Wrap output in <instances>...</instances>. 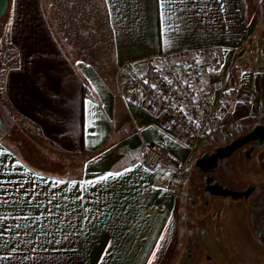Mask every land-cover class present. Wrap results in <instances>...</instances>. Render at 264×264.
I'll return each mask as SVG.
<instances>
[{
    "label": "crops",
    "instance_id": "0c3cea01",
    "mask_svg": "<svg viewBox=\"0 0 264 264\" xmlns=\"http://www.w3.org/2000/svg\"><path fill=\"white\" fill-rule=\"evenodd\" d=\"M223 3L170 5L179 29L167 43L158 0H10L0 28V98L9 115L0 131V264H177L195 158L258 115L230 99L213 134L191 148L134 95L121 67L135 63L153 77L161 53L221 47L213 95L254 87L264 71V0ZM146 141L191 166L183 185L144 166ZM116 172L124 174L99 179ZM257 172L264 181V153ZM235 202L249 220V201ZM255 242L251 233L247 245ZM232 245L230 264H256L245 246L240 255Z\"/></svg>",
    "mask_w": 264,
    "mask_h": 264
},
{
    "label": "built area",
    "instance_id": "2783aa9c",
    "mask_svg": "<svg viewBox=\"0 0 264 264\" xmlns=\"http://www.w3.org/2000/svg\"><path fill=\"white\" fill-rule=\"evenodd\" d=\"M224 61L225 50L221 47L188 50L176 55L161 53L156 59L155 76L143 73L131 62L121 67V75L134 95L163 118L165 127L176 129L193 148L213 134L228 100L252 107L258 117L262 109L260 95L252 85H241L231 97L224 91L213 95L209 78ZM231 128L239 132L236 125ZM140 149L144 166L152 171L164 169L172 184H184L191 172L190 165L154 142H143Z\"/></svg>",
    "mask_w": 264,
    "mask_h": 264
},
{
    "label": "rangeland",
    "instance_id": "374dc122",
    "mask_svg": "<svg viewBox=\"0 0 264 264\" xmlns=\"http://www.w3.org/2000/svg\"><path fill=\"white\" fill-rule=\"evenodd\" d=\"M3 110L5 111V104L0 98V112L4 117H7L6 119H9V115ZM263 153L264 146L256 151V154H259L260 157ZM251 171L242 169V172L239 173L235 170L236 177L233 179L226 178L223 184L231 188H238L239 185L243 183L250 181L255 182L257 180L255 178L256 175H253ZM237 175L242 177L237 178ZM193 189L194 192H198V195H200L199 189L201 188L199 184ZM191 191L192 190L189 189V196ZM198 195L196 196L197 205L202 202V198ZM235 201L237 200L229 197L213 196L208 208L209 213L193 215H190V210H192L194 206L190 205L188 202L186 217L182 223L180 250L183 251L184 247H187L189 231L196 230L195 233L198 237L199 247L202 249V256L197 260L199 264H230V260L235 262V254H233L230 249L233 247L232 244H239L241 249L238 250V253H240V255H244V250L247 249L248 254L246 253V256L251 255L256 264H264V243L258 240L260 244L255 242L253 245H247L249 236L253 232L249 220L242 215L244 209L236 206ZM211 218L212 221H210ZM244 246L245 249L242 248ZM225 251L230 255L231 259H226L224 255ZM207 254L211 256L210 260L205 258ZM181 262L182 258L180 254L177 264H181ZM244 262V258H242L241 263L245 264Z\"/></svg>",
    "mask_w": 264,
    "mask_h": 264
},
{
    "label": "flooded vegetation",
    "instance_id": "af4514ba",
    "mask_svg": "<svg viewBox=\"0 0 264 264\" xmlns=\"http://www.w3.org/2000/svg\"><path fill=\"white\" fill-rule=\"evenodd\" d=\"M215 145L207 147L204 151H212ZM254 150L250 157L247 158L244 148L237 150L233 155L228 158L222 159L218 162V166L214 169V179L219 180L222 184L226 181V178H235V170L239 173L242 172V169H246L247 171H251L254 174L258 173V167L260 165V155L256 154ZM205 173L199 172L194 169V178L191 180V193L188 199L190 205L194 206L192 210H190V215L193 214H206L209 213V205L210 200L213 196H220L211 194L215 192V189H212L213 181H210V186H207L205 183ZM241 176L237 175V178ZM200 185L199 192H194L193 188L196 185ZM249 185H255L256 189L253 190L251 195L246 199L250 204V213H249V222L252 230V234L258 239L257 234L254 229V225H256L257 230L264 231V220L261 219L264 216V198L260 199L259 195V187L262 186V193L264 195V181L256 180L255 182H246L239 185L238 189H245ZM200 196L202 198V202L197 205L196 196ZM255 202H260L259 209H254L253 204ZM196 206V207H195ZM196 230H190L188 233L187 247H184L181 252L182 262L181 264H199L197 260L202 256V249L199 247L198 237L196 235ZM206 258H209L208 255H205Z\"/></svg>",
    "mask_w": 264,
    "mask_h": 264
},
{
    "label": "water",
    "instance_id": "95a60500",
    "mask_svg": "<svg viewBox=\"0 0 264 264\" xmlns=\"http://www.w3.org/2000/svg\"><path fill=\"white\" fill-rule=\"evenodd\" d=\"M9 5L10 0H0V28L2 26L3 19L8 12ZM254 88L260 95V102L262 106L258 117V122H256L247 131L232 137L226 143L215 145L212 151H204L194 160V169L206 174V185L210 186L209 182L213 181L212 189H215L216 191L212 192L211 194L229 197L236 200L245 198L247 199L253 190L256 189L255 185H249L245 189L231 188L222 184L219 180L214 179L213 176L214 169L218 166V162L220 160L230 157L241 148H244L246 157L249 158L250 154L254 150L264 146V71H258L255 73ZM7 129V123L0 115V131ZM259 192V198L263 199L264 195L262 193V186L259 187ZM253 207L256 210L259 209L260 202H255ZM261 219L264 220V216ZM253 227L257 234L258 240L261 243H264V231L257 230L256 225Z\"/></svg>",
    "mask_w": 264,
    "mask_h": 264
},
{
    "label": "snow or ice",
    "instance_id": "6c2138e0",
    "mask_svg": "<svg viewBox=\"0 0 264 264\" xmlns=\"http://www.w3.org/2000/svg\"><path fill=\"white\" fill-rule=\"evenodd\" d=\"M107 2V0H106ZM186 0H158L159 3V18H160V33H161V37L166 39L167 43H171L170 40L167 39L166 34L169 31H176L179 29V25L178 24H173L170 21L172 20L173 17V12L170 10L169 6L170 5H175L177 3H185ZM193 2H195V0H193ZM217 3L220 4V9L223 10L225 5L223 3V0H217ZM183 11V10H181ZM178 19V17H177ZM81 63V62H78ZM145 83H147V81L145 80ZM155 87V86H153ZM19 163V162H17ZM129 169H125V172L128 171ZM124 173L122 172H116V173H108L106 176L100 177V180H107L109 177H118L123 175ZM61 183H65V181L62 180H56L53 181L54 185H59ZM72 184H76L77 182L73 181L71 182ZM161 239H163V237H161ZM160 245H157V250H159ZM156 256V251H153L152 253V258H155ZM148 264H152V260L150 259L148 261Z\"/></svg>",
    "mask_w": 264,
    "mask_h": 264
},
{
    "label": "trees",
    "instance_id": "16d2710c",
    "mask_svg": "<svg viewBox=\"0 0 264 264\" xmlns=\"http://www.w3.org/2000/svg\"><path fill=\"white\" fill-rule=\"evenodd\" d=\"M9 8H10V5H9ZM9 8H8V10H9ZM2 25H3V23H2ZM0 115H1V112H0ZM2 116V115H1ZM2 118H3V120L6 122V123H9L5 118H4V116H2Z\"/></svg>",
    "mask_w": 264,
    "mask_h": 264
}]
</instances>
